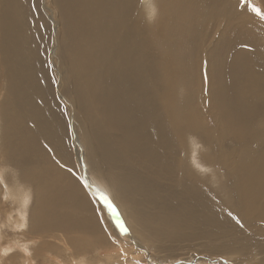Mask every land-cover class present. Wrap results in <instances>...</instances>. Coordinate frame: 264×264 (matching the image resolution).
<instances>
[{
	"label": "bare ground",
	"instance_id": "bare-ground-1",
	"mask_svg": "<svg viewBox=\"0 0 264 264\" xmlns=\"http://www.w3.org/2000/svg\"><path fill=\"white\" fill-rule=\"evenodd\" d=\"M49 1L57 91L45 47L38 42L32 56L24 46L20 0L0 1V192L8 199L0 264L15 257L36 264L37 256L65 264L45 233L71 236L70 228L98 231L105 223L122 244L198 240L213 253L264 244V56L253 49L264 39V16L252 11H264V0H246L247 7L238 0ZM62 43L77 54L60 58ZM212 101L227 106L208 112ZM207 117L230 118L241 129L229 136L232 151ZM242 141L252 146L237 157ZM198 142L214 152L197 151ZM4 228L13 231L7 245ZM85 243L74 247L91 248Z\"/></svg>",
	"mask_w": 264,
	"mask_h": 264
},
{
	"label": "rangeland",
	"instance_id": "rangeland-1",
	"mask_svg": "<svg viewBox=\"0 0 264 264\" xmlns=\"http://www.w3.org/2000/svg\"><path fill=\"white\" fill-rule=\"evenodd\" d=\"M25 1L26 0H24V1L20 0V6H19V13H20L19 15H21V24H22L23 30L25 31V35H26V39L24 40V46L25 47L29 46V48H28L29 50L27 49L29 52H31V50L33 49V53L31 52L32 56H36V54H37V51H38L37 45H39L38 42L42 43L43 48L45 47L43 54H42V55H44V57H42V58L46 61L48 71L50 72V74L52 76V81L54 82V86H55L56 91H57V87H58V83H59L58 82V75L56 74L57 72H55V71H57L56 65H54V62L52 59L53 54L51 53V52H53V50L55 49V46H56V41H55L56 39H55L54 31H53L55 29V27L53 26V23L50 21L48 14L44 13L45 12L44 0H36V2H34L35 0H28V1H26V3H25ZM29 1H32V2H29ZM48 1L49 0H47V2ZM251 2H255V0H248V3L250 5H252ZM31 3H32V5H31ZM26 5L29 6V8L26 7ZM33 5H35V8ZM21 7L22 8L24 7V8L22 9ZM28 9H29L30 13H29ZM261 11L263 12L262 15L264 16V11L262 9H261ZM23 13H25V14H23ZM34 14L35 15L38 14V15L35 16ZM29 15H31L32 18ZM39 15L41 18L39 17ZM46 15H47V17L43 18ZM29 18L33 21L31 22V20ZM234 18H236V17H234ZM234 18L231 19L232 23H234ZM25 19H26V21H25ZM28 19H29V21H28ZM259 19L260 18H258V20ZM259 22L262 23L261 20H259ZM39 23H41V24H39ZM49 23H51L52 25H50ZM43 25H44V28H43ZM49 25L51 26V28ZM31 27H32V29H31ZM37 31H39V32H37ZM48 31H49V34H48ZM32 32H34V38L31 37V36H33ZM41 32H43V33H41ZM28 34H30V35H28ZM35 34L36 35L38 34L39 36L38 35L35 36ZM42 34H44L45 36L44 35L42 36ZM40 36L44 37V43L46 42L47 45L43 43V38L41 40ZM213 36L214 35H212L211 38L215 40V37H213ZM46 38L48 39V41L46 40ZM38 39H40V40H38ZM52 39H55V40H52ZM27 40H28V42H27ZM36 40H38V41H36ZM261 40L262 41H260V42H262V43L257 41L258 45H257V47H255L253 49L255 51L259 50V52L264 56V39L261 38ZM54 44H55V46H54ZM69 44L66 43V46H65V44L62 43L65 51L63 52V49L61 47L62 53L61 52L59 53L60 58L63 56V53H65L67 51L68 52L71 51L74 53L77 50V49H73V51H72V47H71V45L69 46ZM260 44H261V46H260ZM60 46H61V42H60ZM69 48H71V49L69 50ZM47 52H48V54H47ZM77 52L78 51H76L75 54H77ZM48 55H49V57H48ZM49 59H52V60H49ZM57 62H58V59H57ZM58 64H59V62H58ZM214 72L215 71H213V73ZM55 75H57V76H55ZM215 80H216L214 82L215 87L217 86L216 88H220L222 86V84H221L222 81L219 78H215ZM221 92H220V94H224V90H222ZM62 101L63 100L61 99V103H62ZM210 103L211 104H208V106H209L208 112L216 111L217 109L219 112H221L222 108H224V106H227L226 103H224L223 107L220 105H216V103H213V101ZM64 110L67 113L66 115H67L68 121L70 123V119H69L70 115H69V111L66 108V105H64ZM223 111H224V109H223ZM210 115H213V114H209V116ZM208 117H207L208 121L205 120V122L210 127L212 126L211 128H214V130H216V128H215L216 126L221 125V127H220L221 131H223L225 133V134L223 133L224 135L221 133V135L223 137V141L226 142V143L224 142L225 143L224 145L227 147L226 150L232 151L234 148V145H232L233 141L230 142L229 140L235 139V138H229V136H231V134H233V133L235 134V132H236V134H238L241 129L238 128V126L236 125V123L234 121L229 120L230 118L223 120L224 118L218 117L217 118L218 120H217V119H213L211 117H210L211 119H209ZM217 122H218V124H217ZM233 125H234V127H233ZM70 127H71V125H70ZM232 127L235 129H233ZM236 128H237V130H236ZM231 130H232V132H231ZM70 132H71L70 133V142H71L70 148H72V147H75L74 143H73L74 132L72 129H70ZM238 144H239V147H236L237 148L236 150L239 152L238 153L236 151L237 157H239L243 154L244 146H249V145L252 146V144H250L249 141H242L241 143H238ZM240 144L243 146H241ZM198 146L199 147H197V151H203L206 154L214 152V150L212 148H210V146H206L205 148H202V146H200L199 142H198ZM229 148H230V150H229ZM3 159H4V155L2 154V152H0V161ZM75 159H76V155L73 158V160H74L73 166L75 168L74 170L76 171V173L79 174V172H81L82 166H80L78 164L77 160H75ZM217 170H221V169L218 168ZM205 171H209V170L207 169ZM82 173H83V171H82ZM216 176L217 177L219 176L221 178V180L223 179L222 174L218 175V173H217ZM6 196H7V192L2 189V193L0 192V213L1 214L4 213V211L2 209L7 208L6 207L7 205L3 204V203H7L6 201H8V199L5 198ZM31 198L32 199H30V201H31L30 205L34 202L33 196ZM100 211L103 212V210L101 208H100ZM77 216L81 217V212H78ZM108 219L109 218H107V220ZM105 224H106V226L104 225V229L100 228L98 231L96 229H93L91 231L81 230L78 227L70 228L72 230L71 236L68 235L66 232L59 230V229H57L58 231L57 230L56 231L55 230L49 231L50 233L49 232L45 233V236L47 235L48 237L47 236L44 237V240L48 243H53L58 247L57 251L54 252L55 249H54V245L52 244L51 248H52L53 254L60 256V258L62 259V262L65 264H69V263L73 264L74 261H72V258L77 259V262H79V260L82 259L83 262L81 264H225V261L227 262V264H264V244L263 243L262 244L261 243L251 244L249 246L248 251H245L244 253H240V252H228L227 253L225 251L213 253V252H209V251H201L199 248V245L201 243L198 240H194V241L178 240L176 243H173L172 245H168L169 242H166L163 244L161 240H160V242H156L154 244L151 243L149 240L143 241V242L140 241L142 244L139 242L138 245H136L134 242L122 244V240H121V237L119 236V234L115 233L113 228L108 223H105ZM3 230L5 231L6 238L2 242L4 243V245H7V241L12 237L11 235H12L13 231L9 228H4ZM131 232H133L132 229H131ZM0 234H1V229H0ZM79 237H81V238H79ZM47 238H48V240H47ZM69 238H72L74 241L69 239ZM35 239H37V237H35ZM75 242L78 243L79 245L81 243L82 244L85 243L86 245L89 244V246H91V248L90 247L88 248L87 246L86 247L82 246L83 250L82 249L76 250L74 247ZM0 245H1V238H0ZM139 245H143L149 251L147 253H145L144 250L143 251L141 250L142 248H140L141 246L139 247ZM68 247L72 248L75 251V253L71 254V252H69V251L67 252L66 250H70V249H68ZM121 247H124V249ZM167 247L168 248L171 247V248L168 249ZM37 257L38 258H36V264H42V262H43L42 256H37ZM14 259L15 260H13V259L10 260L8 258L6 260L5 264H10V261L12 262V264H20V261H19V259H17V257H15ZM2 264H3V262H2ZM55 264H57V263H55Z\"/></svg>",
	"mask_w": 264,
	"mask_h": 264
},
{
	"label": "snow or ice",
	"instance_id": "snow-or-ice-1",
	"mask_svg": "<svg viewBox=\"0 0 264 264\" xmlns=\"http://www.w3.org/2000/svg\"><path fill=\"white\" fill-rule=\"evenodd\" d=\"M238 3H239L242 7H247L246 0H238ZM252 11H254L255 13H257L258 15L261 14V9L258 8V7H254V6H253V7H252ZM103 199H104L105 203L108 205L109 209L112 210L113 212H115V206L113 205V203L111 202V200H110L107 196H104ZM229 215L232 216L231 213H229ZM232 219L235 220L236 224H237L239 227L243 228L244 225H243V223H242V221H241L240 218H238V217H236V216H232ZM121 228H122V230L127 231V229L124 228L123 225H121ZM225 264H227L226 261H225Z\"/></svg>",
	"mask_w": 264,
	"mask_h": 264
}]
</instances>
